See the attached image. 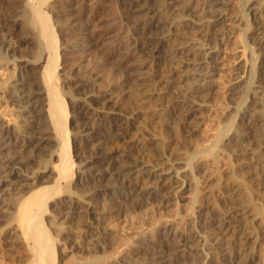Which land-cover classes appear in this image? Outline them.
<instances>
[{"label":"rangeland","instance_id":"rangeland-1","mask_svg":"<svg viewBox=\"0 0 264 264\" xmlns=\"http://www.w3.org/2000/svg\"><path fill=\"white\" fill-rule=\"evenodd\" d=\"M207 1L209 0H146L144 3L142 0L143 3L140 4L139 9L137 7L136 12L129 13L126 12V5L117 0H48L47 6H44L48 8L45 10L57 33L60 49L58 51L59 70L57 73L60 81L58 85L66 107L69 152L74 163L73 178L67 186L74 193V197L78 196L88 200L91 206L93 204L91 212L102 217V220L104 218L103 223L108 233L124 243L120 249L122 255H129L128 257L134 264H159V261L146 253L145 244L154 245L152 247L154 252L159 251V245L154 242L159 230L163 227H169L179 235L198 237L190 248L176 250L179 260H173V256L167 255L162 264L216 263L221 260L222 254L221 250L216 249L218 244L222 245L221 249H225L224 245L228 248L234 246L240 253H246V255H256L258 250L264 247V242L253 244V235L255 232L262 234L263 228L255 226L254 215L250 213L251 205L249 206V202L247 203L244 198L246 197L243 193L245 191L242 190V186L237 187L236 181H233L236 189L233 184L229 183L232 181L228 179L236 176L238 180L244 182L243 184L252 187V194L255 195H251L253 197L250 196V198L258 205L259 194H261L259 183L262 177L260 174L264 163V149L254 140L256 137L252 134L261 131L264 133V118L255 117L251 120L253 133L249 134L251 135L249 139L238 149L239 156L218 153L217 157H213L207 153L210 157L206 155L199 159L203 155L202 151L204 153L216 142V133L226 122L225 119L228 116L226 114L232 107L231 93L237 90L244 91L243 88L247 86L243 87L244 84L239 86V83L247 80L246 69L244 73H240L241 80L240 78L236 80L238 76L236 69L239 62L249 60L247 62L249 67L253 62L254 71H256L255 79L264 68V48L254 51V56L258 54L257 58H254L255 61L250 62L249 55L243 54V43L247 42L248 45L255 43L248 37L252 36L253 30L258 26V21L262 20H256L251 16L244 18L247 3L252 1L255 9H262L264 19V0H217L222 3L225 18L222 23H214L216 24L213 26L215 31L207 27L210 32L217 34L218 59L214 65L215 70L209 78L212 88L209 89L210 92L207 91L208 94L200 93V95L207 94L208 99L206 98V102L199 109L200 113L197 114L199 118L192 120L183 112L187 107L185 103L189 101L185 89L189 83L188 73L195 70L194 64L196 60H199L198 49L205 48L207 28L203 26H207L208 23L204 14ZM24 4V0H0V36L9 44L5 52L7 61L0 63V80L2 79L0 81V201L8 199L5 205H0V217L2 218L8 217L11 211L13 212L17 200L19 201L22 195L30 193L32 188L52 184L53 174L49 171L56 164L54 155L58 148L57 139L51 132L46 113L43 112L46 108L43 87L41 88L42 85H40L43 63L42 60L41 62L35 60L38 58L36 55L38 39L34 29L22 23L23 18L20 16L22 8H25ZM185 7L187 11L183 10ZM155 9L165 11V20L172 23V30H168L169 25L167 24L161 29L144 33L143 24L151 14H155ZM74 18L87 29L86 33L88 32L89 38L95 40L92 42L93 48L91 47L88 51H81V47L85 46L82 44L83 40L79 41L78 37L70 36L68 33L69 24L75 20ZM173 30L174 35L178 34L177 38L181 39L178 43L191 44L192 47L181 62L171 63L152 58L147 52L141 51L147 39L159 33V36L172 35ZM122 52L127 53L122 54ZM120 53L122 55H119ZM157 56H164V54L160 53ZM247 65L246 68H248ZM20 77L25 81L31 95L33 94L32 101L35 102L36 113L39 110V113L32 117L26 114L23 117L25 120L22 117L21 119L14 118L12 109L15 108H10L8 102L11 85ZM251 88L252 91L255 90L262 95L263 89L254 86ZM252 91H248L249 95L245 96L248 98L244 103L246 106H251L252 99L253 101L255 99L252 98ZM90 95L97 97L93 100L92 105H94H89V109L82 108V102ZM91 99L88 98L89 101ZM178 108L183 113H180ZM112 115H119V118L124 120L123 122L127 121L130 124L124 132V140L115 142V144L109 143L107 139L106 127L109 123L104 124L105 121L102 122L98 118L101 116L109 120L113 118ZM238 118L237 116L234 120L238 121ZM253 121L256 122L257 130ZM101 124L104 127H100ZM135 137L140 138L139 140L136 138L140 142L145 139L144 144L140 143V145H143L145 152L150 151V153L152 150L153 153L156 151L153 142L154 144L161 142L162 145L158 143V146L161 145L160 148L165 154L163 155L162 152L159 157L163 155L165 158L168 154L171 159L170 162L161 166L167 169L168 166L184 169L189 157H196L194 164L198 165L195 173L198 187L195 188L191 184L190 192L177 193L176 187L181 184L177 180L145 184L137 180H129L121 175L120 170L126 164L125 153L129 155L126 150L132 149L133 145L132 150H137ZM156 157L158 156L152 157L155 160L149 159V162H153L152 165L165 162L163 157L159 159L160 162L159 157ZM196 161H201L202 165L199 166L201 163L197 164ZM97 175L101 177L99 181L87 182ZM222 176L228 177V182L225 178L223 180ZM36 181L40 183L36 185ZM131 187L136 189V193L156 191L160 202L154 203L144 198L145 200L140 202L128 200L120 203L118 199L113 202L107 196L112 189ZM230 187L234 188L230 189ZM194 192H196V203H194ZM66 196L59 194L53 200L51 199L46 208L47 216H44L47 225L51 224L50 220L55 221L57 225L52 226L54 229L51 227V232L57 229L61 231L60 237L62 238L60 242H57V248L59 254L62 252V255H59L57 264H70V259L75 256L78 260L81 256L85 258L87 251L83 244L86 241H88V248L91 247V238L86 233L85 242L82 244L76 242L77 237L82 235L81 230L85 228L72 227V221L68 218ZM261 208L264 210V207L261 206ZM115 211L119 212L118 217L114 216ZM210 215L228 218L221 236L207 230L210 225L201 222ZM2 218H0V228L4 226ZM231 221L235 223L231 224ZM209 222H211L210 219L207 223ZM8 227L7 232L13 225ZM257 228H259L258 231ZM10 232L13 234L15 231ZM64 238L66 239L62 240ZM2 247L0 244V264H14L13 261L20 264L19 260L25 259L22 255L24 252L21 244L10 249L12 253L8 247L4 249ZM183 249L184 252H180ZM193 250L200 256L208 254L207 259L185 257ZM84 251L85 255H82ZM89 255L95 256L96 254L88 252V257ZM71 264L84 263L75 261Z\"/></svg>","mask_w":264,"mask_h":264},{"label":"bare ground","instance_id":"bare-ground-1","mask_svg":"<svg viewBox=\"0 0 264 264\" xmlns=\"http://www.w3.org/2000/svg\"><path fill=\"white\" fill-rule=\"evenodd\" d=\"M47 1L48 0H24L25 8L24 9L22 8V12L20 13L22 15L20 16L23 18L22 23H24L29 28L31 27L34 29L35 36L38 39L37 40L38 43L36 47L38 49L36 53V55H38V58L37 59L35 58V60L36 62H39L40 60H42V63H43V66H41L42 67L41 75L39 74L40 80H41L40 85H42L41 88L43 87L42 92L44 93L45 99H46V104H45L46 110L44 109L43 112L46 113L48 122L51 126V130H52L51 132L54 133V137H56L57 139L58 148H57V153L54 155V158L56 159L55 160L56 164H54V166H52L53 168H51V171H49L51 172V174H53V177H51L52 184H50V186L49 185L42 186L40 184L41 186L39 187L36 186L32 188L30 193H27V195L25 196L22 195L23 197L21 196V199L19 201L17 200L15 207L13 206L14 207L13 212L11 211V214L8 217H5V216L4 218L0 217L3 219L1 220L4 223V226L0 228V235H2V239H0L1 240L0 244L3 246L2 247L3 249L4 247H8L9 251L10 249H13L15 245L18 246L19 244L20 246L21 244L23 246L22 251L24 252V254L22 255L25 257V259L23 258L20 259L19 260V262H21L20 264H57L59 261V255L62 253L61 252L59 254V251L57 248V242H60L62 238L60 237L61 231H57L58 230L57 229L51 232L52 230L51 227L53 225H56V223H54L55 221L53 222L50 220V223H51L49 224L50 226L47 225V223L45 222L44 216L45 215L47 216L46 208H47V205L49 204V201H51V199L53 200L55 196L57 197L59 194H62V195H67L66 196V198L68 199L67 209L69 213L68 218H70L72 221V227L76 226L78 228L80 227L85 228V230H81L82 235L77 237L76 242L79 244H82V242H85V240H87L85 238L86 234L87 236L89 235L91 238L90 240L91 247L88 248V241H86L87 243L85 242V244H83L85 245V249L87 251L86 255L84 254L85 251L82 253V255H85V258H83L84 256L83 257L78 256L79 257V260H78L76 256L74 255L75 257H72L70 259L71 260L70 262L68 261L70 264L74 263L75 261L81 262L84 264H134V262L130 259V257H128L129 255H125V254L122 255V252L120 249L124 245V243L122 242L121 239L117 237L115 238L113 234L112 236L110 233H108L103 223L104 218L102 220L101 219L102 217H99L91 212V207L93 206V204L91 206L90 205L91 203L88 200L87 202L85 199H81L77 195H76L77 197H74V193H72V191L69 189V186H67L69 185V183L71 182V179L73 178L74 163L71 160L70 152H69L70 145H69V134H68L67 127H66V124H67L66 107L63 101L62 92L58 85V82H60L59 76L57 73V70H59L58 69V59H59L58 51L60 49H59L58 40H57V33L52 27V24L48 17V12L46 11L48 8L47 9L46 7L44 8V6H47L46 5ZM117 1L121 4H125L126 12L129 13V12H136L135 9L137 7L139 9V6H141L140 4L146 0H143V2L142 0H117ZM160 5L162 6L161 3ZM205 5L206 7H205L204 14L209 24L207 23V26L204 25L203 27L207 28L209 26L210 29L214 30L213 26H215L216 24L222 23L225 18L224 16L225 14L223 12L224 10H222V7H223L222 3L218 2L217 0H209L206 2ZM172 6L174 5L172 4ZM254 6H253L252 1L250 3H247V6H246L247 9L245 10L246 12H244L243 14L244 18L251 16L255 18L256 20L262 19L258 21V26L255 27V29L253 30L252 36L248 37L249 39L253 40L255 43L252 45L251 44L248 45L247 42L243 43L244 44L243 54L247 53L249 55L250 62L253 61L254 58H257L258 56L257 53L255 55L256 57L254 56V51L257 49L263 50L264 48V42H263L264 41L263 40L264 19L262 15L263 11H261L262 9L260 10V8H257L259 10L255 9L256 7L254 8ZM156 9H157V6H156ZM183 10L187 11V7L183 8ZM183 10L181 12H183ZM164 13L165 11L163 10H156L155 14H151V16H149L148 19H146L147 21L145 22V24H143L144 33L146 31L150 32L155 29H159V28L161 29L165 27L167 24L169 25L168 30H172L173 25L171 22H167L165 20L166 16H164ZM86 31L87 29L83 27V25L81 26L79 24V21H77L76 19L72 21L68 27V33L70 36L78 37L79 41L83 40L82 44H84L85 46L81 47L82 49L81 51H84V52L88 51V49H90L91 47L93 48L92 42L95 41L89 38L88 36L89 34L88 32L86 33ZM159 34H157L154 37L151 36L152 38L147 39L144 42L145 44L141 47L142 48L141 51H144V53L147 52L148 54H150L152 58H159L161 60H165L171 63H174V62L177 63L185 59L186 55H188L190 50L192 49L191 44L186 45V44L178 43L179 40L181 39L177 38V36H179L177 33H176L177 36L174 35V30L171 31L172 35L167 36L163 34L159 36ZM180 37L182 38V35ZM182 41H183V38H182ZM205 43H206L205 48L202 47L198 49L197 56L199 60H196V63L194 64V68L196 67L195 70H192L191 72H189L188 77H187L189 79V83L185 89V93L189 101L187 100L188 102L185 103L186 104L185 106L187 107H185L183 112L186 117H189L192 120L194 118H197V119L199 118L197 116L199 109L206 102L205 100L208 97L207 94L210 92L209 89L212 88V86H210L209 84L210 83L209 78L210 76H212V73L215 70L214 65L218 59V52H217L218 50L216 49V45H217L216 32H210L207 28V30L205 31ZM8 48H9V44L7 43L5 39H3V37H1L0 38V63L2 62L4 63V61L5 62L7 61V59L5 60L6 58L5 52ZM123 53H127V52H122V54ZM160 53L164 54V56L158 57L157 55H159ZM122 54L120 53L119 55H122ZM249 57L247 59H249ZM35 60L34 62H32L33 64L35 63ZM247 62H249V60L240 61L236 69L238 73L236 80L238 78H240L241 80L242 75L240 73L241 72L244 73L245 69L247 70L248 72L247 80L244 83L243 82L239 83L240 84L239 86H241V84L242 85L244 84L243 87H245V85L247 86L245 88L242 87L244 91L237 90L233 94L231 93L232 97L230 98V100L232 103V107L226 114L228 115L227 119H225L226 122H224L223 126L220 127V130L217 131L218 132L216 133L217 138L215 139L216 142H214V144L211 145L210 148L208 147L209 149L206 148L207 150L206 151L204 150L205 151L204 153L202 151L203 155L199 153L201 155V156L198 155L200 156L199 159L206 156L207 153L209 155H213V157H217L216 154L218 153L229 154L227 156H235V157L239 156L237 154L239 151L238 149H240V147L242 146V143L246 142L249 139V136H251L249 134L253 133L254 128L251 126V120H253L255 117L264 118V68L262 72L259 73V76L256 77L255 79L254 77L256 75L254 74L256 73V71H254L255 65L252 62V64L250 63L251 65L249 67L247 65ZM246 65L248 68H246ZM171 78L172 76L170 77V79ZM22 79L23 78L20 77L16 81H14V83L11 82L12 85H11V91L9 94L10 97L8 98L10 108H15V109H12L14 110L13 113H14L15 119H18V118L21 119V117L22 119H24L23 117H25L26 114L29 115V117H32V116H35V114L37 115V113H39L38 112L39 110H37V113H36V107L34 106L35 102L33 103L32 101L33 94L31 95V92L30 90H28V87L25 81H23ZM254 80H256V82ZM170 82H173V81L170 80ZM251 86L263 89L262 95L259 94L255 90L252 91ZM208 90L209 92L207 93ZM248 91L250 92L252 91L253 92L252 98H255L254 101L252 98H250L252 99L251 106L250 105L246 106L244 104L245 100L247 101L248 99L247 97H245L247 96L246 94L249 93ZM202 92H206L207 94L200 95V93ZM88 98L90 99L92 98V99L89 101ZM96 98L97 97L92 96V95H90L89 97L87 96L86 100L82 102L83 104L81 103L83 105L82 108L89 109L90 108L89 105H92V103H94L93 100ZM98 98L100 97L98 96ZM183 102H184V99H183ZM179 108H178V111H181L180 113H183L182 110H179ZM112 116L113 118L109 120L107 118H102L101 116H98V118L102 122L105 121L104 124L109 123L107 127L105 126L107 128V133H108L107 139L109 143L111 142L112 144L113 143L115 144V142H120L121 140H124V134H125L124 132L129 127L130 124H128L127 121L123 122L124 120L119 118V115H112ZM237 116L239 117L238 121H235L234 118ZM253 123L254 125L256 124V122L254 121ZM122 126L124 127L121 128ZM100 127H104V125L101 124ZM255 129H256V125H255ZM252 135L256 137L254 140L260 143V146H262V148L264 149V133L261 131L260 133L256 132V133H253ZM253 136L251 137V139L253 138ZM139 137H142V136H139ZM136 138L138 139V137H135V139L134 138L133 139L136 140ZM142 139L143 138H141V140ZM144 140L145 139H143V142L136 140L137 142L135 143V148L137 149L136 150L137 152L135 151V149L134 151L132 150L134 145L133 147L131 146L132 149L129 148L128 146L127 147L129 149L126 147L128 149V151L126 150V152H128L129 155L125 153L124 158L126 160L125 161L126 164H125V167L122 170H120L121 171L120 174L122 173L121 175H124L126 178H129V180H137V182H141V183L143 182L145 184H155V183H159L164 180L165 181L177 180V181H180L181 183L179 186L176 187L177 193L180 191L183 193L190 192L191 184L194 185L195 188L198 187L197 176L195 174L196 168L198 167V165L194 164V159H196V157L195 158H191L193 156L189 157L190 159L186 162L184 169L173 167V166H168V169H167V167L164 168L161 166L165 165L166 162H170L171 159L169 158L168 154H167L168 155L167 158H166L167 155L165 156V158L163 157L165 153L160 148L162 143L160 142L161 145L158 146L160 144L159 142H158L159 144L157 142L156 144H154L155 142H153V145L156 146L155 147L156 151L154 150L155 152L153 153V150H152L153 148L151 147L152 149L149 148L150 150H152V152L150 153V151L145 152V149L142 148L143 145L142 146L140 145V143L144 144ZM133 152L136 153L135 156H134L135 153ZM162 152H163L162 157L165 159V162L152 165L153 162H149L152 159L155 160V158H152V157H155V155L159 157L161 156ZM209 155H207L206 157H208ZM131 157H133L131 160L133 159L135 160L131 161L130 160ZM162 157H159L158 160ZM215 159L216 158H214V160ZM235 159L238 160V158H235ZM197 161H196L197 164L199 162L201 163V161L199 162ZM200 165H202V163L199 164V166ZM261 172L262 173L260 175L262 177L260 178V183H259L261 187V190H260L261 192L260 191L259 192L261 194L258 193L260 195L259 200H258L259 201L258 205L255 204V202H253L252 199L250 198V196L253 195L251 191L252 187L243 184L244 182H241L240 180H238L236 176H232L229 178L222 176L223 180L225 178L226 181L228 182V179H230L232 182H229V183L233 184V181H236L235 183L237 187L241 188L242 186L243 188L242 190L245 191L243 193L246 195V197L244 198H246V202L247 201L249 202V203L247 202L248 205L249 206L251 205L250 213L254 215L253 217L255 220V226L256 227L262 226L263 228L262 234L255 232V234L253 235V238H254L253 244H255L256 242L257 243L264 242V210L261 208V206L264 207V196L262 195L264 194V163L262 165ZM100 178L101 177L98 175L96 177L93 176L91 180L90 181L87 180V182L94 183L96 181H99ZM40 181H36L37 182L36 185H38ZM233 188L234 187H230V189H233ZM107 196H109L110 199H112V201L113 200L115 201V199L117 201L118 199L120 203H124L128 200L134 201V202L135 201L140 202L142 200L144 201L145 199L147 201H152L154 203L160 202L158 193L156 191L150 192V190H148L146 192L141 191L139 193H136V189L132 187L126 188V189L124 188L112 189L111 192L107 194ZM7 200L8 199H2V201H0L1 203L0 205L4 204L5 201ZM10 202H11V199H10ZM194 203H196V192H194ZM233 205H236V204H233ZM113 213L115 214L114 216L118 217L119 215L118 211L117 212L115 211ZM208 219H210L211 222L207 223ZM227 219L228 218L225 216L222 217L220 215H210V217H208L207 219L205 218L201 222L203 224L210 225L208 226L207 230L216 234L217 236H221L223 234L222 231L226 227ZM229 223H230V220H229ZM232 223H235V222L231 221V224ZM10 225H13V227H10ZM7 226L11 228V230H8V232H7ZM258 229L259 228H257V231ZM12 230L15 231L13 234H11L10 232ZM191 236L192 235H189V236L179 235V234L174 233L171 228L163 227L162 229L159 230L158 235L155 238L156 240L154 242L155 244L159 245L160 250L155 251L156 252L155 253L152 248L154 245L145 244V247H147V249L145 248L146 253L151 255L154 260L159 261V264L164 263L167 255L173 256V260H179V258L176 256L177 254L176 250L181 249V248H184V249L190 248L191 247L190 245L194 244L193 242L198 237V236L197 237L196 236L191 237ZM65 239L66 238L62 240H65ZM206 242L207 241L205 240V243ZM224 246H225V249H221L222 245L220 244H218V247H216L217 250H221L220 251V253H222L220 257L221 260H219L216 263L209 262L206 264H264V247L263 249L258 250V253H256V255H246V253L244 254L240 253V251L236 249L234 246L229 247V248L226 247V245ZM184 249L181 250L180 252H184ZM10 252L12 253V251ZM88 252L89 254L93 252V254L95 253L96 255L95 256L89 255L88 257ZM207 256L208 254L206 253L203 254V256H200L198 252L195 253L194 250L191 251L190 254L185 255V257H189L192 259L200 258V257L207 259ZM16 262L17 261L15 262L13 261L14 264H17Z\"/></svg>","mask_w":264,"mask_h":264}]
</instances>
